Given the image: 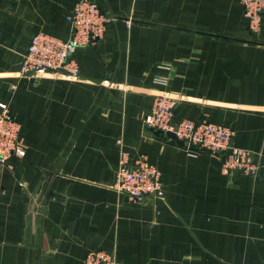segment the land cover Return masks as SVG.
<instances>
[{
  "label": "crops",
  "instance_id": "obj_1",
  "mask_svg": "<svg viewBox=\"0 0 264 264\" xmlns=\"http://www.w3.org/2000/svg\"><path fill=\"white\" fill-rule=\"evenodd\" d=\"M94 1L108 20L69 78L17 71L33 33L67 38L74 0H0V101L24 149L0 162V264H80L89 249L115 264H264V10L250 28L238 0ZM158 91L174 118L229 126L255 172L153 135L141 118ZM120 148L156 166L161 196L111 187Z\"/></svg>",
  "mask_w": 264,
  "mask_h": 264
},
{
  "label": "built area",
  "instance_id": "obj_2",
  "mask_svg": "<svg viewBox=\"0 0 264 264\" xmlns=\"http://www.w3.org/2000/svg\"><path fill=\"white\" fill-rule=\"evenodd\" d=\"M238 1L248 17L249 27L255 28L259 13L264 10V0ZM63 17L69 25L67 38L60 39L43 31L33 33L20 53L19 75L69 78L77 75L78 65L71 55L72 51L79 46L93 44L103 34L108 16L94 0H74ZM158 66L168 69L165 64ZM166 77V74H161L155 79L165 83ZM175 100L176 97L170 92H155L150 109L142 115V122L163 132L172 131L183 140L181 146L190 153L206 150L218 157L222 173L232 175L236 172H255L257 162L252 157V151L230 142L232 130L229 126L212 122L203 115L197 120L174 118ZM18 131L19 123L13 119L6 102L0 101V162L10 155H23L24 149L17 139ZM115 143L119 146L120 139L116 138ZM188 143L195 144V147L189 148ZM110 185L135 201H141L146 196L162 195V183L156 166L141 153L130 160L128 152L121 148ZM80 264H115V255L113 251L89 249Z\"/></svg>",
  "mask_w": 264,
  "mask_h": 264
},
{
  "label": "water",
  "instance_id": "obj_3",
  "mask_svg": "<svg viewBox=\"0 0 264 264\" xmlns=\"http://www.w3.org/2000/svg\"><path fill=\"white\" fill-rule=\"evenodd\" d=\"M145 127L148 128V129L152 132V134L155 135V136H160V135H162V134H165L166 136H168L169 138H171L172 140H174V142H175L177 145H183V144H184L183 140L180 139V138H177V137L174 135V133H173L172 131H170V130H165V131L163 132L161 129L153 128V127H151L150 125H146V124H145ZM188 147H189V148H193V147H195V144H193V143H188Z\"/></svg>",
  "mask_w": 264,
  "mask_h": 264
}]
</instances>
